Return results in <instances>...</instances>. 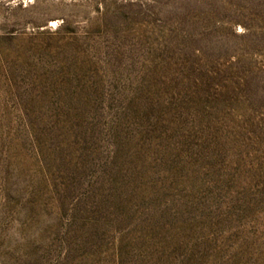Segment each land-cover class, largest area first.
I'll list each match as a JSON object with an SVG mask.
<instances>
[{
  "label": "rangeland",
  "instance_id": "rangeland-1",
  "mask_svg": "<svg viewBox=\"0 0 264 264\" xmlns=\"http://www.w3.org/2000/svg\"><path fill=\"white\" fill-rule=\"evenodd\" d=\"M0 264H264V0H0Z\"/></svg>",
  "mask_w": 264,
  "mask_h": 264
}]
</instances>
